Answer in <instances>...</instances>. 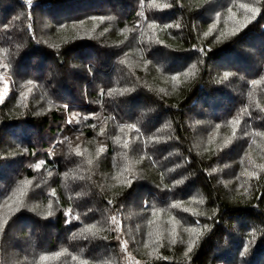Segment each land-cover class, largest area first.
I'll list each match as a JSON object with an SVG mask.
<instances>
[{"label":"trees","instance_id":"trees-1","mask_svg":"<svg viewBox=\"0 0 264 264\" xmlns=\"http://www.w3.org/2000/svg\"><path fill=\"white\" fill-rule=\"evenodd\" d=\"M243 3L0 0V264H264V0L227 33ZM168 210L184 232L139 251Z\"/></svg>","mask_w":264,"mask_h":264},{"label":"rangeland","instance_id":"rangeland-1","mask_svg":"<svg viewBox=\"0 0 264 264\" xmlns=\"http://www.w3.org/2000/svg\"><path fill=\"white\" fill-rule=\"evenodd\" d=\"M22 3L26 5V3L31 4L32 6L35 4V0H22ZM243 5H246L250 8H254L252 3V0H244ZM28 6V5H26ZM30 8V7H29ZM254 13L248 11L246 8L240 9V11L235 15V18L227 19L225 22V26L227 29V33H232L233 29L238 26V22H246V18L253 16ZM21 201V200H20ZM20 201H13V199L9 202L8 208L16 205ZM182 209H179V212H181ZM158 222L154 225L150 224V226H145V223L139 222L137 225L134 224L133 232L141 231V233L144 235V231H146V240L141 237L142 234L134 233V239L131 241H134L136 244L137 249L140 250H149L151 242H159L161 239L169 237V236H175L177 237L179 234H182L184 232V228L180 227V224L177 222L175 218L171 216L170 210L168 212H162L158 216ZM152 230L150 234L147 235V231ZM179 243H182V239L179 240ZM122 250L124 253H129L127 250V247L123 245ZM129 263L134 264V259L129 255Z\"/></svg>","mask_w":264,"mask_h":264},{"label":"snow or ice","instance_id":"snow-or-ice-1","mask_svg":"<svg viewBox=\"0 0 264 264\" xmlns=\"http://www.w3.org/2000/svg\"><path fill=\"white\" fill-rule=\"evenodd\" d=\"M241 7L246 8L248 11L254 13L253 16L246 18V22H251V20L255 19L256 15H257V13L259 11L258 9H256V8H250V7L246 6V5H241ZM246 22H238V26L233 29V31H232L231 34H235L239 30H241L244 26H246ZM149 27L152 28L153 26L152 25H149ZM210 31H211V29H210ZM193 67H195V65H193ZM184 75L187 76V75H189V73L186 72V73H184ZM228 75H229L228 73H225L224 79H227L228 78ZM172 79L175 81V80H178L179 77L178 76H173ZM28 83L31 84V81H29ZM124 91H128V90L125 89V90L121 91L120 94L123 95ZM109 95H111V93H109ZM233 123H237V121H234ZM121 131L123 132L124 129L121 128ZM233 136H235V130H233ZM117 141H119V137L117 138ZM228 142L229 141H226L225 144H227ZM127 146H128V143L126 141L125 144H124V147H127ZM100 151H102V149ZM91 162H92L91 160L88 161L89 164H91ZM35 167L37 169H39L41 167V165L40 164H37V165H35ZM49 207H51V206H49ZM173 207H179V205L174 204ZM185 210L187 211V209H185ZM47 215H49V216L52 215V212L49 211L47 213ZM112 219H113V222H115V217H113ZM83 231L86 232V233H91L92 235H95L96 234L95 232H93V229L92 228H86ZM197 235H199V234L197 233ZM193 243H194V241H193ZM191 250H192V245L190 244L189 245V252H191Z\"/></svg>","mask_w":264,"mask_h":264},{"label":"built area","instance_id":"built-area-1","mask_svg":"<svg viewBox=\"0 0 264 264\" xmlns=\"http://www.w3.org/2000/svg\"><path fill=\"white\" fill-rule=\"evenodd\" d=\"M26 5L30 6L31 4L26 3Z\"/></svg>","mask_w":264,"mask_h":264}]
</instances>
